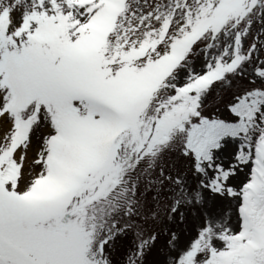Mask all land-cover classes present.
<instances>
[{
    "label": "snow or ice",
    "instance_id": "1",
    "mask_svg": "<svg viewBox=\"0 0 264 264\" xmlns=\"http://www.w3.org/2000/svg\"><path fill=\"white\" fill-rule=\"evenodd\" d=\"M0 264H264V0H0Z\"/></svg>",
    "mask_w": 264,
    "mask_h": 264
}]
</instances>
